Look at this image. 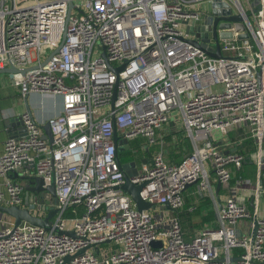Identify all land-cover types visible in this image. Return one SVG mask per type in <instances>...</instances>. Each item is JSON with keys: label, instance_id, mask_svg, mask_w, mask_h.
Returning <instances> with one entry per match:
<instances>
[{"label": "built area", "instance_id": "obj_1", "mask_svg": "<svg viewBox=\"0 0 264 264\" xmlns=\"http://www.w3.org/2000/svg\"><path fill=\"white\" fill-rule=\"evenodd\" d=\"M213 1L73 0L70 7L69 0H0V69H26L17 79L24 96L62 100L47 120L51 140L26 110L23 133L3 143L0 204L24 207L27 186L42 176L44 186L54 181L56 197L29 191L31 212H57L49 228L15 225L1 214L0 264H264V0H224L243 14L249 37L238 38L234 23L217 25L218 33L233 32L219 38L221 57L208 52L216 49ZM177 121L193 150L172 163L162 147L151 146L165 124ZM243 125L257 143L256 178L230 186L245 155L220 143ZM115 131L129 147L146 139L139 145L145 161L131 181L145 183L140 195L156 208L139 209L121 188V163L137 161L120 159ZM213 180L230 186L223 202L215 200ZM193 184L214 199L217 226L187 239L175 210ZM243 184L253 185L252 206L237 196Z\"/></svg>", "mask_w": 264, "mask_h": 264}, {"label": "crops", "instance_id": "obj_2", "mask_svg": "<svg viewBox=\"0 0 264 264\" xmlns=\"http://www.w3.org/2000/svg\"><path fill=\"white\" fill-rule=\"evenodd\" d=\"M10 67V66H9ZM12 67V66H11ZM20 70H16L13 72H0V154L4 150L3 143L10 136H18L21 135L24 131L23 126L20 121V115L26 111L30 110L38 119L42 122V124L46 123V121L53 115L59 113L62 110V100L60 96L57 95H41L40 93L30 94L24 96L20 87L17 84V79L24 72V68ZM23 69V71H22ZM3 70V69H0ZM241 127L233 128L220 144L223 148H231L235 151L241 152L247 149V145L240 139H233L231 132L240 129ZM43 131L45 132L44 128ZM184 135L183 139L181 136ZM253 137V136H252ZM135 139H139L135 138ZM141 140H145V138L141 137ZM162 139V144H161ZM255 139V138H254ZM158 140L160 141L156 145L151 146V152L158 151L162 147L164 149L165 158L167 161L172 163H179L187 154L188 151V143H190V147L193 150L192 140L187 134L185 127L180 123L171 122L169 124H165L158 132ZM170 145V149H169ZM253 147L255 150L257 149L256 140L253 142ZM191 150V151H192ZM145 160L141 158L140 162H144ZM133 162H136L133 161ZM131 165V164H130ZM135 165H131L130 170H133ZM139 162H136V168H139ZM257 170V169H256ZM256 170H254V174L251 172L250 178L252 181L256 178ZM236 174V173H235ZM234 179V178H233ZM232 179V180H233ZM241 179V178H240ZM230 182V186L237 183L238 179H235L234 182ZM5 177L0 175V188L4 187ZM218 182L213 180L212 185L214 189V196L217 202H223L226 194L229 192L230 186H224L220 183L218 188ZM193 185H189L192 187ZM188 187V188H189ZM197 187L194 186L192 193L198 197L209 196L213 202V208L215 209V202L211 195L209 194H199L196 192ZM254 194V189L252 184H243L240 189H237V196L241 200H245L247 205L252 206V197ZM53 200V199H52ZM264 201V197H263ZM196 207L195 204H193ZM264 208V205H263ZM195 209V208H194ZM194 211V210H192ZM2 213H0L1 215ZM216 215V211H215ZM217 222V219H216ZM246 221L243 220L238 225L239 229L247 228Z\"/></svg>", "mask_w": 264, "mask_h": 264}, {"label": "water", "instance_id": "obj_3", "mask_svg": "<svg viewBox=\"0 0 264 264\" xmlns=\"http://www.w3.org/2000/svg\"><path fill=\"white\" fill-rule=\"evenodd\" d=\"M69 5L70 7L73 6V0H69ZM221 5L227 6L226 9L222 10L219 7ZM222 12L226 13V15H222ZM211 14L214 15L213 18V26H212V36L216 40V49L213 51L212 49H208V52L216 57H221L222 52H221V46L219 43V38H232L233 37V32L231 30H223L218 33L217 31V25H219L220 28L222 29H229L232 27V23H234L235 30L238 32L237 37L240 39L248 38L249 33L245 30V23H244V16L241 12H233L232 8L229 5V2L224 1V0H214L211 4ZM212 19V16H207L205 18V22H210ZM220 20H223L220 22ZM187 31L189 33H194L195 29L193 27H188ZM198 37L204 42L208 41L209 38L207 37V34L205 32H199L196 33ZM195 44H199L197 40H193ZM203 47V46H202ZM120 68H114L116 71H118ZM21 68H15V67H5L3 70H0V72H13V71H18ZM26 69H24L25 71ZM21 71V70H20ZM23 71V69H22ZM23 71V72H24ZM22 121L20 120L19 123ZM23 126V124H22ZM44 130H45V135L49 138V140L52 139V132H51V126L50 123L47 121L46 123L42 124ZM13 137V136H10ZM115 141L117 144V152L119 153L122 151L124 148L129 147V141L128 139H119L118 133L115 131ZM263 162H264V156H263ZM123 169H124V174H125V183L121 186L123 190H125L127 193H129L133 200L136 202V205L139 209H148L153 206L151 202H148L144 200L141 195L140 191L142 187L144 186L145 183H140L136 184L131 181V177L135 176L137 173V168L134 167L133 170H130L131 165L129 163H121ZM263 168H264V163H263ZM14 176H17V173L14 172ZM34 182L35 185L33 187L27 186V194L25 198V203L26 205L24 207L18 206V205H1L0 204V213L2 214H7L11 217L14 218L15 220V225H18L21 221H28L34 225L42 226L45 228H49L50 221L52 216L57 212V208L51 209L47 216L45 217H40L36 216L31 212V209L33 208V203L32 199L29 197V191H36L39 192V194H42L44 190H48V195L46 196L48 199H55L56 197V186L54 181L47 186H44L45 179L42 176H34ZM220 186V182H218V188ZM167 208H170L168 204L165 205ZM72 235H74L73 232H68ZM71 256L66 257V261H69Z\"/></svg>", "mask_w": 264, "mask_h": 264}, {"label": "trees", "instance_id": "obj_4", "mask_svg": "<svg viewBox=\"0 0 264 264\" xmlns=\"http://www.w3.org/2000/svg\"><path fill=\"white\" fill-rule=\"evenodd\" d=\"M233 139L237 138L242 140L246 145L247 149L243 150V154L245 155V159L240 169L237 170L236 174L233 176L232 182L235 179L251 177V172L257 169V165L253 158V151L255 147H253L254 136L251 132V129L246 125L241 126L240 129L231 132ZM253 136V137H252ZM143 143V140L133 139L130 140V147L125 148L124 150L119 152V157L122 161H127L129 159H135L140 163V158L137 154L139 151V145ZM192 148L190 147V143H188V151L187 153H191ZM136 154V155H133ZM16 180L21 181L22 177H15ZM262 180L264 183V168L262 170ZM194 186L187 188L185 190V205L182 208H178L175 210V213L179 215L183 229L185 231V237L189 239L198 230L207 226H217L215 210L213 208V202L209 196L197 197L192 193ZM193 204L196 205L194 211H189L188 208ZM77 210L82 211L83 208L78 207ZM68 213H71L69 210ZM199 216L201 218L200 223L195 221V216ZM237 249L236 251H238ZM240 251V250H239Z\"/></svg>", "mask_w": 264, "mask_h": 264}, {"label": "rangeland", "instance_id": "obj_5", "mask_svg": "<svg viewBox=\"0 0 264 264\" xmlns=\"http://www.w3.org/2000/svg\"><path fill=\"white\" fill-rule=\"evenodd\" d=\"M232 4V10H233V12H236L237 11V8L235 7V5H234V3H231ZM244 5H245V3H243ZM212 45V44H211ZM183 139L185 138V136L184 135H182L181 136ZM169 149H170V145H169ZM143 153V151H141V150H139L138 152H137V154H138V156H140L141 154ZM133 155H136V154H133ZM253 174H254V172H253ZM52 204H55V202H53ZM157 206L156 205H153L152 206V208H156ZM159 207H160V209H167V207L165 206V205H159ZM200 220H201V218L199 217V216H195V221L196 222H198V223H200Z\"/></svg>", "mask_w": 264, "mask_h": 264}]
</instances>
